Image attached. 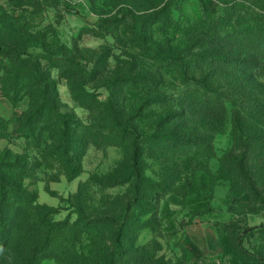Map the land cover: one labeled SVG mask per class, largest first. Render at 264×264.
I'll use <instances>...</instances> for the list:
<instances>
[{
    "label": "rangeland",
    "instance_id": "obj_1",
    "mask_svg": "<svg viewBox=\"0 0 264 264\" xmlns=\"http://www.w3.org/2000/svg\"><path fill=\"white\" fill-rule=\"evenodd\" d=\"M261 1L0 0V130L7 135L0 139V161L30 163L24 189L34 194V205H40L46 215L45 224L68 223L70 228L80 208L84 207L91 219L108 213L111 203L122 201L124 214L128 212L135 220L125 234L126 246L139 247V254L150 264H264V206L251 204L248 192L232 194L231 181L218 174L221 158L236 144L232 103H228L224 130L214 133L210 156L195 147L191 154L182 156L178 152L183 147H170L172 144H164V153L148 150L151 144L154 148L157 144L154 135L181 138L188 134L179 127L182 117L172 115L180 109L177 98L181 80L175 67L146 56L139 42H129L131 35L122 30L127 23L119 27L111 23L125 16L128 5L160 3L167 7L165 20L149 28V44L184 46L193 27L209 22L234 25L244 13H263L257 9ZM13 49L20 55H13ZM24 59L37 61L41 70L49 73L57 85L58 110L73 123L93 125L103 121L102 104L113 94L118 105L133 117L130 137L138 139V155L133 154L131 138H124L125 142L118 145L93 140L82 159V171L75 178L63 173L59 156L49 157L45 164L42 155L54 146L47 131L40 144L19 132L32 106L42 103L45 96L32 88L27 70L20 78L14 76L16 69H26ZM64 60L74 62L78 70L75 76L69 72L71 80L60 65ZM41 80L44 85L48 83L46 76ZM109 82L116 84L115 93ZM78 86L92 93L93 99L78 96ZM54 113L44 114L39 129L52 127ZM79 130L89 132L82 127ZM112 130L124 131L99 129L96 140L106 135L119 140V134H111ZM128 166L139 170L138 181L136 175L123 177ZM85 183L84 206H80L76 194ZM255 206L259 208L252 210ZM17 233L21 239L16 247L7 249L3 262L7 258L15 263L13 254L18 255L24 242H28L30 255L35 250L34 231L27 236ZM88 243L89 237L84 234L81 242L71 239L62 243L63 248L44 250L31 258V264H70L73 258L67 249L82 253ZM6 244L0 243V250ZM61 251L64 254L59 258L56 254Z\"/></svg>",
    "mask_w": 264,
    "mask_h": 264
},
{
    "label": "trees",
    "instance_id": "obj_2",
    "mask_svg": "<svg viewBox=\"0 0 264 264\" xmlns=\"http://www.w3.org/2000/svg\"><path fill=\"white\" fill-rule=\"evenodd\" d=\"M259 4L257 9H261L263 13L255 11L250 16L244 13L234 25L209 22L204 26L193 27L184 46L173 44L165 47L149 44V28L165 20L163 14L166 13L167 7H161L160 3L146 7L139 2L138 6L128 5L124 8L125 16L117 17L111 23L116 27L127 23L122 30L131 35L129 42H139L146 56L175 67L181 80V87L178 89L180 95L177 98L180 109L172 115L182 117L179 127L188 134L181 138L171 134L154 135L152 138L158 145L154 148L151 144L148 150L164 153V144H172L169 146L183 147V151L178 152L182 156L191 154L194 147L200 148L202 155L210 156L214 133L224 130L228 118V103H232L233 137L236 144L233 150L221 158L219 178L231 181L232 194L241 195L248 192L251 204L259 203L264 206V1ZM137 12L144 13L137 17ZM127 15L132 16L128 18ZM115 34L117 35V32ZM12 54L20 55L16 49H13ZM24 60L28 63L26 69H16L14 76L20 78L27 70L32 88H35L37 94L42 92L45 96L42 103L32 106L30 113L21 122L24 129H19V132L27 140L40 144L44 131H47L54 146L42 155L45 164L49 157L59 156L57 159L61 162L63 173L73 179L81 173L82 159L93 140L99 144L102 142L105 145H118L125 142L124 138H131L133 154L138 155L137 152L141 149L138 139L130 137V122L133 117L120 107V103L118 105L113 94L107 102L101 103L103 121L93 125L73 123L67 115L58 110L57 85L50 79L49 73L41 70L37 61ZM60 65L68 72L70 80L73 78L70 73L74 76L78 73L76 65L70 60H64ZM45 76L48 79L46 85L41 80ZM108 85L112 93H115L116 84L109 82ZM75 91L81 98L93 99V94L83 86L76 87ZM11 98L14 100V96ZM53 110L56 120L52 127L39 129L38 124L44 114ZM122 115L126 116V119ZM81 127L89 129V132L83 133L79 130ZM99 129L124 131H111V134H119V140L117 136L106 135L100 137L99 141L96 140L95 133ZM6 137L0 130V139ZM195 153L199 154L197 151ZM256 159L258 163H255ZM30 170L29 162L0 161V243L7 241L0 250V263L3 262V255L8 256L7 249L12 245L16 247L15 243L21 239L17 232H24L22 236H27L29 231H34L32 238L37 242L34 248L36 251L30 255V251H27L28 242L22 243V246L19 245L18 255L13 254L16 257L13 264H31V258L35 259L44 250L53 252L56 248L60 249L63 242L71 239L81 242L84 234L88 235L89 243L84 245L82 253L67 249L69 257L73 258L70 264H150L139 254V247L129 249L131 245L126 246L125 234L131 230L135 220L129 218L128 212L124 214L125 206L122 201L111 203L112 207L108 213L97 218H87L84 207L80 208L78 219L70 228H67L68 223L45 224L46 215L41 211L40 205H34V194L24 189L23 179ZM131 175H136L137 181L140 179V172L134 166H128L123 177L130 178ZM85 185L86 183L82 184L76 194L80 206H84ZM257 208L259 207H252V210ZM46 225L50 226L47 230L44 228ZM62 254L63 251L56 256L61 258ZM3 263L11 264L7 258H4Z\"/></svg>",
    "mask_w": 264,
    "mask_h": 264
}]
</instances>
